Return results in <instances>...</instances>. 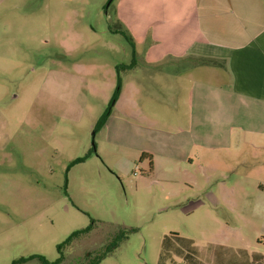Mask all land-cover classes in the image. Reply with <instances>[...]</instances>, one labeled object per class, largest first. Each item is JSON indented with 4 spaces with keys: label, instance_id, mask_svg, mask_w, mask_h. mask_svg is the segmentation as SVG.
Segmentation results:
<instances>
[{
    "label": "rangeland",
    "instance_id": "obj_1",
    "mask_svg": "<svg viewBox=\"0 0 264 264\" xmlns=\"http://www.w3.org/2000/svg\"><path fill=\"white\" fill-rule=\"evenodd\" d=\"M184 1L0 0V264L55 262L88 227L61 264L122 231L100 264H264V117L177 77L214 60L134 61Z\"/></svg>",
    "mask_w": 264,
    "mask_h": 264
},
{
    "label": "crops",
    "instance_id": "obj_2",
    "mask_svg": "<svg viewBox=\"0 0 264 264\" xmlns=\"http://www.w3.org/2000/svg\"><path fill=\"white\" fill-rule=\"evenodd\" d=\"M148 14L152 13H132L126 24L145 32L151 28ZM163 20L172 42L163 53L145 58L135 54L134 61L214 60V65L188 64L177 77L215 103L216 116L226 103L229 115L243 108L264 117V0H185L167 9ZM157 21L162 24L161 18Z\"/></svg>",
    "mask_w": 264,
    "mask_h": 264
},
{
    "label": "trees",
    "instance_id": "obj_3",
    "mask_svg": "<svg viewBox=\"0 0 264 264\" xmlns=\"http://www.w3.org/2000/svg\"><path fill=\"white\" fill-rule=\"evenodd\" d=\"M135 55V54H134ZM210 63L212 64H216L215 61H211ZM117 96H115V100H117ZM147 157L146 154H143L140 161H143L145 158ZM151 166H152V162H151ZM92 230V227H88L79 231H76L74 233H72L67 240H65L62 244H60L58 246V252H59V258L55 261V262H50L49 260H47L45 257L43 256H31L29 258H22L21 262H26L29 260H33L36 259L38 260L41 264H61L64 260H65V254H64V250L70 246L73 241L87 235L90 233V231ZM125 238V232H119V234H117L113 241L111 242V244L107 247V249L103 252L97 253L96 255H93L94 253H90L88 255V259L89 262L88 264H100L101 261H103L109 254H111L119 245L120 242H122ZM254 260H259V258H255Z\"/></svg>",
    "mask_w": 264,
    "mask_h": 264
}]
</instances>
